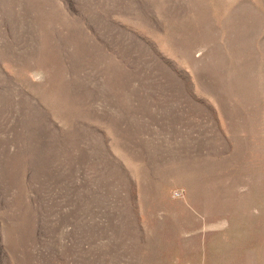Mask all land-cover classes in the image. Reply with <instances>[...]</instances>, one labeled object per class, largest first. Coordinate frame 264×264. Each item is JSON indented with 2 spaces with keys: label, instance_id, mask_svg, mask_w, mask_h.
<instances>
[{
  "label": "rangeland",
  "instance_id": "1",
  "mask_svg": "<svg viewBox=\"0 0 264 264\" xmlns=\"http://www.w3.org/2000/svg\"><path fill=\"white\" fill-rule=\"evenodd\" d=\"M0 264H264V0H0Z\"/></svg>",
  "mask_w": 264,
  "mask_h": 264
}]
</instances>
